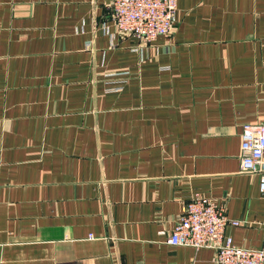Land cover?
<instances>
[{
    "label": "crops",
    "instance_id": "obj_1",
    "mask_svg": "<svg viewBox=\"0 0 264 264\" xmlns=\"http://www.w3.org/2000/svg\"><path fill=\"white\" fill-rule=\"evenodd\" d=\"M108 2L0 0V264H212L164 242L193 195L264 248L238 159L242 126L264 122V0H175L147 44Z\"/></svg>",
    "mask_w": 264,
    "mask_h": 264
},
{
    "label": "built area",
    "instance_id": "obj_2",
    "mask_svg": "<svg viewBox=\"0 0 264 264\" xmlns=\"http://www.w3.org/2000/svg\"><path fill=\"white\" fill-rule=\"evenodd\" d=\"M175 5V0H109L106 10L118 33L132 35L147 44L157 36L171 33ZM238 159L240 171L257 175L258 192L264 195V122L242 126ZM238 223L226 216L223 203L193 195L182 204L164 242L194 249L212 248V264H264V248L235 245L225 234L227 225Z\"/></svg>",
    "mask_w": 264,
    "mask_h": 264
}]
</instances>
